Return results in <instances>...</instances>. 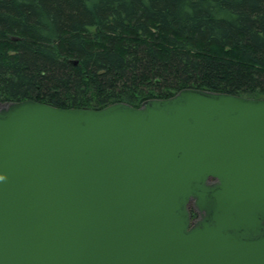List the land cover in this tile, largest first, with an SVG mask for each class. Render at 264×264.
Instances as JSON below:
<instances>
[{
  "label": "water",
  "instance_id": "water-1",
  "mask_svg": "<svg viewBox=\"0 0 264 264\" xmlns=\"http://www.w3.org/2000/svg\"><path fill=\"white\" fill-rule=\"evenodd\" d=\"M0 264H264V99L0 104Z\"/></svg>",
  "mask_w": 264,
  "mask_h": 264
},
{
  "label": "trees",
  "instance_id": "trees-1",
  "mask_svg": "<svg viewBox=\"0 0 264 264\" xmlns=\"http://www.w3.org/2000/svg\"><path fill=\"white\" fill-rule=\"evenodd\" d=\"M189 88L264 99V0H0V104L139 108Z\"/></svg>",
  "mask_w": 264,
  "mask_h": 264
},
{
  "label": "bare ground",
  "instance_id": "bare-ground-1",
  "mask_svg": "<svg viewBox=\"0 0 264 264\" xmlns=\"http://www.w3.org/2000/svg\"><path fill=\"white\" fill-rule=\"evenodd\" d=\"M152 100V99H151ZM160 100H163V99H160Z\"/></svg>",
  "mask_w": 264,
  "mask_h": 264
}]
</instances>
